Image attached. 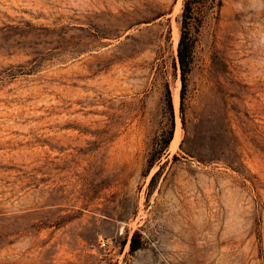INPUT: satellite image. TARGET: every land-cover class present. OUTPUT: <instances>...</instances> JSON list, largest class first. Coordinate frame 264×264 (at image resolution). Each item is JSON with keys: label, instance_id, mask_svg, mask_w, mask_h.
<instances>
[{"label": "rangeland", "instance_id": "374dc122", "mask_svg": "<svg viewBox=\"0 0 264 264\" xmlns=\"http://www.w3.org/2000/svg\"><path fill=\"white\" fill-rule=\"evenodd\" d=\"M0 264H264V0H0Z\"/></svg>", "mask_w": 264, "mask_h": 264}, {"label": "trees", "instance_id": "16d2710c", "mask_svg": "<svg viewBox=\"0 0 264 264\" xmlns=\"http://www.w3.org/2000/svg\"><path fill=\"white\" fill-rule=\"evenodd\" d=\"M188 4L185 3L184 5V11H183V25L186 23V12L188 11ZM190 52V49H189ZM187 55V46L184 45V36L182 34L179 43H178V59L181 67V80L182 83H184V74L188 68V59L186 57ZM171 107V103H170ZM139 248V242L135 239H132L130 242V250L134 251Z\"/></svg>", "mask_w": 264, "mask_h": 264}]
</instances>
